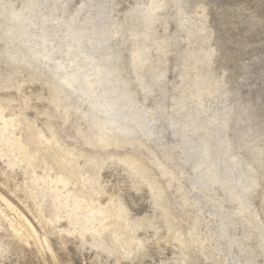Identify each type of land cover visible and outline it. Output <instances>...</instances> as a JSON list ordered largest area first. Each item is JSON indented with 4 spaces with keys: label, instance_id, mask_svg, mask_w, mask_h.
<instances>
[{
    "label": "rangeland",
    "instance_id": "rangeland-1",
    "mask_svg": "<svg viewBox=\"0 0 264 264\" xmlns=\"http://www.w3.org/2000/svg\"><path fill=\"white\" fill-rule=\"evenodd\" d=\"M0 264H264V0H0Z\"/></svg>",
    "mask_w": 264,
    "mask_h": 264
},
{
    "label": "bare ground",
    "instance_id": "bare-ground-1",
    "mask_svg": "<svg viewBox=\"0 0 264 264\" xmlns=\"http://www.w3.org/2000/svg\"><path fill=\"white\" fill-rule=\"evenodd\" d=\"M25 11H26V9H25ZM24 11V12H25ZM22 16H23V14L20 12L19 14H17L16 15V20H18V21H20V19H22ZM23 23V22H22ZM73 23L72 22H70V24H69V26H71ZM68 26V27H69ZM26 29V28H25ZM36 29V28H35ZM69 29V28H68ZM70 30V29H69ZM22 32V31H21ZM26 33V32H25ZM22 35H23V32L21 33ZM28 35H30V34H28ZM34 35V34H33ZM25 36V35H24ZM31 36V35H30ZM38 36H39V34H38ZM42 38H45V37H43L42 36ZM43 40V39H42ZM41 40V41H42ZM38 41V40H37ZM76 41V40H75ZM29 42H30V40H29ZM41 43V42H40ZM28 45V44H27ZM26 45V46H27ZM44 45V44H43ZM42 46V45H41ZM43 49V48H42ZM45 49V48H44ZM40 50V49H39ZM41 51V50H40ZM36 52V51H35ZM39 53V52H38ZM38 53H37V56H38ZM41 53H43V51H41ZM41 53H39V55H41ZM47 53V52H46ZM52 52L51 53H49V54H47V57H51L52 56ZM43 55V54H42ZM40 57V56H39ZM38 57V58H39ZM25 58V57H24ZM45 58H46V54H45ZM49 58L47 59L48 61H49ZM43 59V58H42ZM45 60V59H44ZM54 63H55V61H53ZM59 62V61H58ZM60 64V63H59ZM58 64V65H59ZM91 64V63H90ZM57 65V64H56ZM82 67V66H81ZM56 69V68H55ZM65 69V68H64ZM75 70V69H74ZM70 71V70H69ZM72 71V70H71ZM83 71V70H82ZM101 72V71H100ZM63 73V72H62ZM67 75V74H66ZM55 76V75H54ZM77 77H78V73H77V71L75 72V73H73V74H71V75H68V76H66V77H64V80H63V85H64V83L65 84H67V85H70L71 84V82H73V81H75L76 79H77ZM55 80V79H54ZM62 80V79H61ZM87 82H88V80H86ZM97 81V80H96ZM82 82V81H81ZM85 83V82H84ZM83 83V84H84ZM73 84H74V82H73ZM90 84V83H89ZM71 86V85H70ZM66 87V86H65ZM68 88V87H67ZM70 88V87H69ZM72 89V88H71ZM111 90V89H110ZM91 96V95H90ZM98 97V96H97ZM90 108L93 110V108L95 107V105H94V103H91L90 105ZM111 106V105H110ZM103 107V110H101L102 112H104V114L105 113H107L109 110H110V107H106V106H102ZM113 107V106H112ZM90 109V110H91ZM94 111V110H93ZM92 111V112H93ZM118 112V111H117ZM109 113H111L110 111H109ZM109 115V114H108ZM111 116V115H110ZM94 119H97L98 118V115H96V116H94L93 117ZM109 118L106 116V114H105V117L98 123V124H96L95 126V128L97 129V131L98 132H101L103 135L105 134V131L107 130V129H114V131L116 130L117 132H119V133H122V132H125L126 130H127V127L125 126V124H123V121L122 122H120V121H118L116 118L115 119H110V120H108ZM108 131V130H107ZM127 132V131H126ZM126 134V133H125ZM98 137H100V136H98ZM103 137V136H102ZM100 140V139H99ZM102 143L104 142V140L103 139H101L100 140ZM21 215V214H20ZM35 236H36V233H35ZM36 238L38 239V241H39V243L44 247L43 249L45 250V246H46V244H45V242L43 241H41L37 236H36ZM42 239V238H41ZM65 243V242H64ZM63 243V244H64ZM44 244H45V246H44ZM63 248H65V247H63ZM61 251V250H60ZM47 252H48V250H47Z\"/></svg>",
    "mask_w": 264,
    "mask_h": 264
}]
</instances>
